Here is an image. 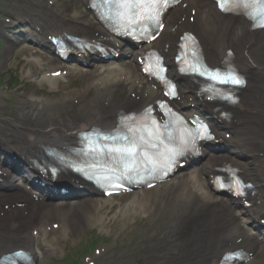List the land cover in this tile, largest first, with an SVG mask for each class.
I'll use <instances>...</instances> for the list:
<instances>
[{"label":"bare ground","instance_id":"bare-ground-1","mask_svg":"<svg viewBox=\"0 0 264 264\" xmlns=\"http://www.w3.org/2000/svg\"><path fill=\"white\" fill-rule=\"evenodd\" d=\"M86 4L87 0H70V2L61 5L60 11L64 14L66 10L76 5L86 6ZM191 12L195 14V22H187L186 25L177 28L179 14L187 13L190 16ZM36 13L35 16H42L45 19L57 17L55 13L46 8L36 11ZM85 18L86 16L83 14L70 16L69 20H63L64 22L58 25H55V20V23H51V26H53L51 29L54 32H51L50 35L67 33L79 38L105 41V37L108 36L106 30L102 27H93L91 23L85 21ZM165 24L164 32L154 47L165 55L168 63L171 59L173 61L180 37L185 33H192L200 40L204 57L211 66H219L222 61H225L224 59L228 52L234 54L233 62L238 70L243 75H246L248 85L245 91L240 90V103L238 105L230 107L224 103H217L218 106H221L228 113V117L221 119V124L225 130L230 131V133L234 130L236 134L242 127H245L247 130L246 136L257 138L259 142H264V114H262L264 113V31L252 30V25L246 18L221 15L212 0H183L176 12L168 14L165 18ZM216 35H219L221 39V46L219 49L217 46V50L214 51L215 44L209 39L211 36ZM41 37L43 38V36ZM259 54L261 56L258 58ZM91 56L95 55H88L87 57ZM136 56L138 60L141 57V51ZM135 63L138 64V62ZM127 66L125 65L121 69L108 68L105 73L99 75L95 72L84 75L88 82L94 80V78H96V81H92V84H88L80 93L74 94L79 106L74 107L73 110L77 114L83 111L85 115L82 118L73 117L71 119L72 123L65 124L63 118L55 119V116L60 111L57 104H61L65 108H71V94L67 97V100L61 99L56 105L50 103V105L42 104L37 106L33 105V100H27V106L21 108V115L14 120L9 119V128H0V142L6 138V135L11 137L9 140L16 138L21 149L18 152V156L16 155L13 158L16 160L20 159L25 163L31 158L44 155L47 146L73 143L75 133L86 126L111 123L116 120L117 114L133 110L134 106L141 111L148 105L156 104L158 100H164L163 90H161L159 85L137 74L139 71L137 65H135L133 71ZM123 73H125V79L121 81L120 78ZM79 75L83 78V75L80 73ZM171 76L175 79H180L176 68L172 69ZM101 81V88L99 90L95 89L97 83ZM180 82L184 87L186 85L191 87L188 93L181 91L182 99H189L191 95H196L194 92L197 90V86H195L196 84L192 79L183 78ZM103 90H111L114 94L115 99H110L111 104L119 101L115 108L107 112V114L102 112L100 105V99L104 93ZM90 93H93L91 98L88 97ZM133 94L136 95L134 98H139L137 102L131 100L130 95ZM199 100L203 101L202 98H199ZM209 108L211 110L214 109L212 105H209ZM95 112L98 113L95 115ZM260 114L262 115V121ZM217 135L218 137L220 136L218 133ZM0 150L9 154V150H6L2 145H0ZM210 151L215 152L213 149ZM238 153L242 155V152L239 151ZM206 157H209L210 160L208 159L206 161L208 163L195 172V175L193 173L189 177H184L179 182L169 186L167 190H163L161 194L157 192V196L151 199L140 194L135 195L129 203L121 207L122 216L126 218L134 212L135 216L145 215L146 219L152 217V231L144 235L152 243L151 246L133 250L141 253L144 249H148L145 253H147V256L150 254V256L146 258L139 256L137 259H130V261L123 264H163L166 260L167 264H176V260L181 259L188 252L187 246L177 241L180 240L186 223L193 220L196 213L203 208V201L207 205L213 204L212 209L215 215L223 216L231 222L232 232L236 235H233L232 239L227 241L249 252L261 249V245L250 238H244L240 243L237 242L236 238L242 228V220H240L239 215L233 213L222 201L215 199L212 181L214 179L213 176L216 174V168L223 163H233L249 181L257 184L260 180L256 178V174H264V158H257L254 162L242 161L241 164L231 161L234 159L227 156L225 158H217L207 155ZM245 157H253V155L248 154ZM13 158H10V160L13 161ZM4 160L1 157L0 163ZM5 177L6 175L0 165V180ZM23 185H26V182H23ZM261 187L264 189V183H262ZM17 188L18 190L14 192H0V245L2 247L0 248V256L8 250H4L5 247L16 244L24 245L26 248L34 245L42 255L52 254L55 250H57L56 252L61 251L63 244L69 243V241L66 242L63 239L62 233H66V237L74 235L75 223L72 219L81 212V209L82 211L85 210V220L81 222L83 225L94 222L100 226L105 224L102 223L103 217L100 214L98 218L95 217L96 211L100 212L102 206L93 205V201L90 199L81 202V204L43 202L36 204L37 202L35 203L34 201L29 203L30 199L26 195L27 192L25 194L22 188ZM256 191V195L249 196L250 202L253 203L250 210L258 211L259 216H264V195L259 186H256ZM193 196H199V199H202L201 202H193L199 203L197 207L194 206L193 213H190L185 218L179 217L178 213L182 210L183 205L178 206L175 202L179 203L183 199L185 200L184 206L192 205L191 199ZM52 198L62 199L55 195ZM155 201L157 202V207ZM166 203L171 209L165 211V217L167 213L172 215L171 211L175 210L177 213L173 214L174 217L165 219L159 214V206L162 204L166 208ZM21 204L24 206L20 207L19 205ZM262 207L263 209L261 210ZM177 219L178 222L175 224ZM204 221L207 224V228L215 227L217 229L216 226H219L224 237L231 234L230 228L213 218L205 217ZM51 223L59 224L56 231L50 229ZM161 228L163 230L158 234L157 231ZM123 230L125 231L126 229ZM178 230L179 233H177ZM34 232H38L36 237H34ZM50 234L54 235L53 239H47ZM217 251L223 252V249H218ZM164 253H172V255L168 254L167 257ZM189 253L191 255L197 254L195 250ZM184 264L194 263L186 260ZM212 264H216L215 256L212 257Z\"/></svg>","mask_w":264,"mask_h":264},{"label":"rangeland","instance_id":"rangeland-1","mask_svg":"<svg viewBox=\"0 0 264 264\" xmlns=\"http://www.w3.org/2000/svg\"><path fill=\"white\" fill-rule=\"evenodd\" d=\"M63 1L64 0H61V2ZM68 1L70 0H66L65 2ZM30 3H32L31 0H0V16H2V14H8L9 12H23L26 8L30 7ZM79 11L80 5H76L71 9V12L75 14H79ZM88 18H86L87 21L90 19ZM183 24H185V22H183ZM212 38H214V36H212ZM214 44L215 50H217V46L219 49L221 40H216ZM32 56H34V54L26 50V48H22V50L19 48L14 52V50L11 51L7 49V44L2 46L0 43L1 127L5 125L7 128L9 126L8 120H13L18 116V110L22 105L21 103L27 97L34 96L36 102L40 105H50V103L56 105L61 99L67 100L70 94L72 96L73 93H77L75 91L84 88L86 84H90L92 81L88 82L85 78L73 76L55 84L54 88H50L45 82L39 85L36 82L33 83L32 79L36 73L35 70H31V66L27 64L29 60L34 61L36 59V57ZM41 80L42 78L39 79V81ZM37 91L38 93H36ZM105 92L108 94V91L105 90ZM58 105L61 104H57V106ZM151 193H153V191L150 190L149 194L151 195ZM118 199L119 200L116 201L115 204H119L123 198ZM99 203H103V201L98 202V205ZM93 205L97 204L93 203ZM105 205L102 214L107 212L110 206L109 203ZM161 208L162 213L164 208ZM80 211L81 212L72 219L75 223L74 235H69V237L65 238L66 242L69 241V243L65 244V248L60 251L59 254L53 255L52 257H44L43 264H69L73 260L77 261V264H79L80 259L87 254L86 252L94 245L97 246L94 250L95 252L101 250L102 247L106 248L109 252V258L104 261V264H120V261L128 256L131 258L146 256L145 252L148 249H144L141 253L133 251L135 249H142V247L149 248L152 244L144 236L145 234L151 233L152 228L148 227L147 224H150V222H147L143 217H138L134 223L133 217L128 220L115 210L113 214H108V217L103 215L104 218H102V223H105L104 225H83L81 222L85 220V210L82 211L81 209ZM123 229L126 230L124 231ZM157 233L160 234V230H158ZM96 254L97 253H91V260H95ZM87 257V255L84 256V258ZM80 264H86V262L83 261ZM253 264H264V250L256 255Z\"/></svg>","mask_w":264,"mask_h":264},{"label":"snow or ice","instance_id":"snow-or-ice-1","mask_svg":"<svg viewBox=\"0 0 264 264\" xmlns=\"http://www.w3.org/2000/svg\"><path fill=\"white\" fill-rule=\"evenodd\" d=\"M120 8L126 9L128 14L132 17L141 16L145 9H150L146 14H143V19L156 20L159 15V8L167 4V0H117ZM222 11H225L224 5L226 3H235L236 9L239 14L245 15L251 22L253 27L264 28V0H217ZM201 76H207L212 81L225 84L229 86H240L244 81L235 73H212L207 69L201 70L199 67L193 69ZM231 99V98H229ZM132 133V136L124 135L117 136L113 139L118 141H127L122 146H114L108 149L110 153L115 154L118 158L135 160L138 155V149L146 145L149 148H155L156 144L152 142V138L156 135L152 131L147 132V138L144 135V130L129 128L128 130ZM137 133L139 135L137 136ZM146 162L149 161L148 157H145ZM237 194H242L238 192Z\"/></svg>","mask_w":264,"mask_h":264}]
</instances>
